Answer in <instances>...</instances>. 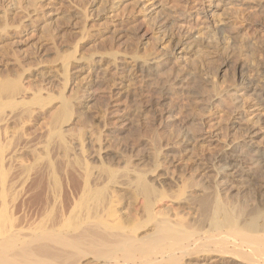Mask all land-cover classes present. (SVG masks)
<instances>
[{"label": "rangeland", "instance_id": "obj_1", "mask_svg": "<svg viewBox=\"0 0 264 264\" xmlns=\"http://www.w3.org/2000/svg\"><path fill=\"white\" fill-rule=\"evenodd\" d=\"M30 1H27L28 3L22 1L24 6L29 5L26 6L29 13L25 17H30L27 19L22 15L15 17L18 11H14L13 4L11 5L9 22L18 25L25 18L23 20L25 28L22 27L19 34L9 36L3 44H0V60L1 56L6 54L5 60L0 61V73L9 72L13 75L11 71L16 70L21 75L24 74L22 86L24 90H29L27 92L25 90L22 99L24 97L29 100L31 94L38 90H42L43 97L49 91L56 94L62 84L59 73L60 54L71 53L70 51H73L71 46H75L78 41L81 42L80 44L78 42V53H76V57L80 60L77 61L78 63L71 62L73 66L71 65L69 72L70 82L65 92L67 96L73 91L76 92V95H79L77 99L79 102L71 122L63 127L75 153H79V146L73 138L78 134L83 137L81 139L83 146L86 147L85 155L88 157V162L94 166L100 165L103 160V164L121 171L127 165V161L129 163L127 168L130 171L137 168L139 171H148L153 169L151 161L154 152L157 153L155 157L159 155L157 160L161 166L158 165L152 176L149 174V178L156 188L160 189L162 186L163 191L168 193H166L167 199L158 203L156 210L166 212L170 216L179 211L180 213H177L179 215L187 217L190 215L191 222L197 218V207H190L184 203L183 198L187 195L201 196L206 191L203 187L208 188L210 192L216 187L215 190L220 192V198L233 197L232 199L240 201L246 213V219L242 223L249 222L250 219L264 213V78L259 74L264 67L262 66L264 65V12H262L264 0H213L212 7L207 6L204 0H102V3L101 0ZM81 5L87 7L82 9ZM33 6L34 10H32ZM75 7L81 8L78 10ZM84 8H87L86 19ZM182 9L189 20L185 30L188 29L191 38L180 42L174 29L170 27V22L172 18L180 17L182 11L179 10ZM251 24L256 25L257 30L249 29L248 32H244V28L252 26ZM82 25L87 26L82 28ZM208 26L213 31L206 30L205 27ZM83 29L86 31L82 32ZM48 32L54 37L56 45L51 51H49L51 46L47 38ZM212 34L215 36L211 37ZM2 45H5V50L2 49ZM106 53L107 55L117 53L118 55H115L117 60H112L110 54L107 56ZM133 55L135 57L149 55L148 58L158 59L152 60L153 62L148 61L147 70L143 69L145 66L139 67L140 61L135 59V62ZM84 58L90 59V63L88 64V59ZM47 59H51L50 62L54 61L51 64ZM241 64L255 73L246 89L237 86L239 82L237 67ZM223 65L225 66L223 71L218 72ZM145 70L149 72L146 73L149 75L147 77ZM215 83L221 85V89L225 87L220 89L218 95H214L211 90V86ZM198 84L200 87L196 88ZM46 108L41 114L35 109L29 119L24 116L29 121L32 119L31 123L23 119V123H27L19 126L18 122L9 119L5 126L7 130L4 133L7 134L2 132L1 138L4 144L11 140L16 144L17 139H21L16 144L17 147L12 148V151L19 148L12 161L13 168H17L21 162L23 165L24 162L26 165L32 164L31 157H27L30 156V153L27 154L29 150L36 149L37 153L42 152V148L38 149L37 146H44L43 141L48 131L46 130L48 124L45 126V121L48 123L54 112L50 107ZM5 110L7 113L5 116H9L10 111ZM13 135L17 137L16 140L13 139ZM96 138L100 139L99 143L96 142ZM153 142L156 148L152 145ZM153 146L157 151H154ZM22 153L24 156L20 157ZM5 164L10 171L12 167L9 166V161ZM189 179L197 186L187 190L184 197H179L181 201L176 200L173 197L174 193ZM17 185L16 189L21 188L22 184ZM121 187L114 188V191H120L119 194H122L116 193L117 196L120 198L123 196L122 200L120 199L121 205L116 208L119 213H123L125 219L128 208L131 207L129 203L134 204L133 207L137 209L141 200L131 198L130 194L124 195L126 190ZM246 203L251 206L248 207ZM254 205L255 207L257 205V208ZM246 208L250 209L246 211ZM255 212H258L259 216H256ZM251 215L252 218H249ZM30 222L31 224L29 221L24 222L23 225L25 224L28 229L29 224L33 225L32 220ZM141 231L142 236L145 231ZM50 244L55 246L52 242ZM204 244L207 246L206 242H202L201 246H205ZM24 245L25 243L19 247L22 249ZM218 245L220 244H217L215 249L212 247L214 245H208L211 254L221 249H218ZM223 246L225 249L227 245L223 244ZM202 247L196 250L191 247L190 250L193 252L188 251V254H191L187 255L190 257L180 255L179 264H247L245 260L243 262L239 258L240 256L238 261V258L231 259L233 255L237 257L235 254H230V257H226L228 254H225V257H218L217 253L209 254L208 247ZM199 248L205 251L202 252ZM231 248V246L226 247L228 250ZM194 250L196 253L200 251V254H195ZM206 250L209 253H206ZM95 259L96 257L89 254L83 258L79 257L75 262L77 264L104 262ZM26 262L27 259L21 258L17 263L27 264ZM69 262L73 261L70 259Z\"/></svg>", "mask_w": 264, "mask_h": 264}, {"label": "bare ground", "instance_id": "obj_2", "mask_svg": "<svg viewBox=\"0 0 264 264\" xmlns=\"http://www.w3.org/2000/svg\"><path fill=\"white\" fill-rule=\"evenodd\" d=\"M22 1L23 0H0V44H3V42L9 36H13L15 33L19 34L18 32L20 31V29L25 28L23 27V20L25 18H30L25 17L29 13V9H27L29 5L24 6V3H22ZM24 1L27 2L30 0ZM204 2H207V6H213V0H204ZM12 4L14 7V11H18L15 17L19 15L25 17L20 21V23H18V25L10 23L11 21L9 22V19H11L9 16L11 15L10 8ZM79 5L80 4H78V6ZM83 7L87 6L83 5ZM75 8H78V10L80 9L79 7ZM34 9L35 7L33 6L32 10ZM85 10H87V8H84V16L86 15ZM179 11H182L181 15H179L180 17H171L172 20L170 22V27L176 32L175 34L179 38V41L183 42L191 38L189 36L190 33L188 29L185 30V27L189 25V20H187V18L185 17L186 14H183L185 12L183 11V9ZM36 12L37 11L35 10L34 13ZM80 13H82V11ZM97 13L99 12L97 11ZM82 15L83 14H81V16ZM81 24L82 23H80V25ZM83 26L86 27L87 25H82V28ZM257 28L258 27L256 25H252L248 28H244L243 31L246 32L249 29L252 31H256ZM205 29L212 30L209 26L205 27ZM84 31L86 30L83 29L82 32ZM210 32L211 31H209V33ZM88 33L86 34V36L88 35ZM206 33H208V31ZM214 34L210 36L212 37ZM217 34L218 33H216V35ZM47 35V38H49V45L51 46H49V51H51L54 47H56L55 40L50 32H48ZM85 40L87 39L85 38ZM78 42L75 44V46H71L73 47V51H70L71 53H67V55L63 54L64 56L60 54L61 56H58L60 58L59 73L61 74L60 78L62 84L59 90H57L56 94H54L55 92L53 93L52 91H49L47 92L46 96L43 97L41 93L42 90H38L31 94V98L29 100L24 97L22 99L21 96H25V93L29 90L25 89V92L22 86V78L24 74L21 75L20 73L16 72V70H10L11 72H13V75H10L9 72L5 74L1 71L0 73V264H18L17 262H19L21 258L27 259V264H69L70 259L71 261H73L70 264H73L76 263L75 260H79V257L82 256L83 258L84 256L86 257V255L89 254L90 256L93 255L94 257H96L95 260L97 261L98 259H100L99 261L102 260V262L104 260V264H179V260L181 259L180 255H184L183 257H185L191 254L193 251L191 252L190 248L194 247L195 250L198 249V247L201 248L202 242L207 243V246L206 244H204L205 246L203 247H208V251H210V245H214L212 246L214 247V249L217 244H220L222 246L223 244H225L232 247L230 251L226 249L227 246H225L224 249V246L222 247L218 245V249L221 248L218 252L216 251L218 257L224 256L225 254H228L226 255V257H230V254H235L237 257L235 258V256L233 255L231 259H237L240 256L239 258H241L243 262L246 261L247 264H264V213L259 214V209L257 210V213L255 212L256 216L260 215L259 217H255L254 215L253 217L255 218H252L251 215V217L249 218L252 219L249 220V218H247L249 222L246 220L248 223H242L246 219V213L244 211L245 209L243 210V205L240 203V201L232 199L233 197L231 199H222V197L220 198V192L215 190L216 187L211 192L207 190L208 188L203 187V189L206 191L201 196L187 195L186 197H184V194H186L187 190L192 189L194 186H197L193 185L192 182H190L191 180L189 179L188 182H184L179 188L177 187L178 189L174 193L173 197L176 200L179 197H184V203H187L190 207L196 206V217H198L193 219V221L191 222V219L189 218L190 215L189 217L179 215L177 214L179 211L176 214L174 213L173 216H170L166 212L156 210V206L158 207L157 204L161 203V201L165 198L167 199L166 196L168 195H166V191H163L164 188L162 189V186L160 189L156 188L153 181H151L149 178V174H153V172L157 170V167L161 166L158 164L159 161L157 160L159 155L155 157V154L157 153L154 152V158L151 161V167L153 169L150 168L151 170L139 171L137 170V168L130 171L128 169L129 163L126 161L127 165L124 166L120 171V169L115 170L110 166L103 164V160L100 162V165L96 166L88 162V157L85 155L87 152L85 150L86 147L83 146L84 144L81 139L82 136L79 134L77 136H74L75 138H73L79 146V153L77 154L73 151L74 148L71 147L72 143H69L67 135L63 131V127L71 122L72 116L76 111V105L78 104L77 102H79L77 101V99H79V95H76V92L73 91V93L69 96H67L65 93L68 83L70 82L69 72L72 65L71 62L74 61L75 63V61L79 62L80 60V58L76 57V53H78ZM80 43L81 42H79V44ZM2 47V49L5 50V45H2ZM56 53H58L57 49ZM117 53H109L110 55H108L112 60L115 61L117 60L115 57ZM154 53L156 54L155 51ZM95 54L96 53H94V55ZM5 55L1 56L2 58L0 61L5 60ZM91 55L93 57V54ZM122 56L124 57V55ZM148 56L138 58L133 55V59H138L140 61H137L139 67L142 68V66H145L143 67V69L148 70L149 67L146 68V65L149 64L148 61H154L155 59H158L156 57L148 58ZM128 58H130V56ZM81 59H83V57H81ZM89 60L90 59L87 60L88 64L90 63ZM51 62L49 61V63ZM244 66L241 64L239 67H237L238 71L235 70L238 73L239 82L237 86H239L240 89L248 88L251 77L253 76V74L255 75L254 71L252 73L251 69H248ZM224 67L225 66L223 65L218 72H222V69H224ZM26 71H28V69H26ZM144 73L146 77L149 76L148 74H146L149 73L148 71L145 70ZM259 74L260 77L264 78V67ZM215 84L214 86H211V90L213 93H215L214 95H218L221 89V85L219 86ZM198 87H200L199 84L196 85V88ZM224 88L225 87H223L222 89ZM223 93L224 90L222 94ZM222 94L220 95L223 96ZM46 107H50V109H53L54 112L52 113L51 118H49L48 123H46L45 121V126L46 124H48V129H46L48 131L45 137V141H43L44 146H37L38 149L42 148V152L37 153L36 149L29 150L27 154L30 153V156L25 155V158L26 156L31 157V160L33 161L32 164L28 163V165H26L24 162V166L21 162L22 165L19 163L20 165L17 168H13L12 161L14 157H16L15 152L19 148L16 151H12V148L14 146L17 147L16 144L20 142L21 139H17L16 144L14 140H11L4 144L1 138L2 132L4 133V131L7 130L5 129V126L7 125L9 119L18 122L19 126L21 124L27 123H23V119H25L24 116L29 119L30 117H32L35 109L39 110L41 114V112L45 111ZM5 109L10 111L9 116H5ZM27 119L25 120L29 121ZM31 121L32 119L29 122L31 123ZM13 137L12 138L16 140L17 137L14 135ZM24 139L25 138H23V140ZM99 141L100 139L96 138V142L99 143ZM37 143L38 142H36V144ZM154 144L155 143L153 142L152 145ZM154 146V151H157V149L155 150L156 146L155 148ZM100 149L101 148H99V151ZM22 155L24 156V154L22 153L20 157H23ZM100 159H102V157ZM6 161H9V166L12 167V169L10 168V171H12L13 173H10V171L5 167ZM15 172H17L18 174ZM18 183L22 184L21 188H18L19 190L16 189ZM23 185H26V187H23ZM116 185L125 188V194L122 192L124 195L130 194L131 198H137L141 200H139L141 203L137 209L133 207L135 206L134 204L132 205V203H129L135 210L129 207L125 219L124 215H122L123 213L121 214L117 210V206L120 204V201L122 200L121 198L123 196H121L120 198L116 195V193L119 194L120 192L117 190L114 191L115 187L118 188V186ZM122 187L121 189H123ZM239 198L240 197H237V199ZM244 201H246V199ZM249 205L248 207L251 206ZM255 208H257V205ZM248 209L246 208V211H248ZM186 217L189 219H187ZM30 220H32L33 225H30ZM28 221L30 224L29 226L27 224V229L26 225L24 224V227L23 223H28ZM141 230H146L145 234L142 236L140 235V233H142ZM190 238L192 241L190 240ZM185 241H187L188 243H186ZM50 242L54 243L55 246H51ZM23 243H25V245L21 249L19 246ZM35 243L38 244L36 245ZM203 250L205 251V249H202L200 251L204 252ZM207 250L206 253H209L207 252ZM188 251L191 253L188 254ZM200 251H198L197 253L195 251V254L199 255ZM213 253L216 255L215 251L212 252V254L210 251L209 254L214 255ZM178 254L180 258L178 257ZM239 258L237 259V261L239 260Z\"/></svg>", "mask_w": 264, "mask_h": 264}]
</instances>
